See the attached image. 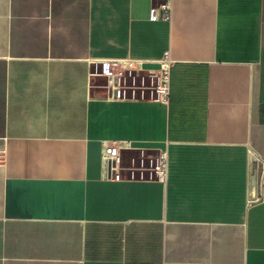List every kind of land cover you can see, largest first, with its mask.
<instances>
[{
    "label": "crops",
    "instance_id": "1",
    "mask_svg": "<svg viewBox=\"0 0 264 264\" xmlns=\"http://www.w3.org/2000/svg\"><path fill=\"white\" fill-rule=\"evenodd\" d=\"M164 1L0 0V264H264V0Z\"/></svg>",
    "mask_w": 264,
    "mask_h": 264
},
{
    "label": "built area",
    "instance_id": "2",
    "mask_svg": "<svg viewBox=\"0 0 264 264\" xmlns=\"http://www.w3.org/2000/svg\"><path fill=\"white\" fill-rule=\"evenodd\" d=\"M173 0H165L158 8L153 9V17H163L171 19ZM101 65L100 74L107 80L108 91L112 95L120 96L124 93L125 84L122 79L127 73H132L137 70L136 62L129 57L126 58H104L97 61ZM169 83V64H162L159 73L158 89L163 92H168ZM131 144L127 141L113 140L104 144L103 160L107 177L120 178L119 167L121 160V151L130 148ZM3 153L0 152V161ZM169 153L168 150H161L155 165V172L158 180L167 182L169 178Z\"/></svg>",
    "mask_w": 264,
    "mask_h": 264
},
{
    "label": "bare ground",
    "instance_id": "3",
    "mask_svg": "<svg viewBox=\"0 0 264 264\" xmlns=\"http://www.w3.org/2000/svg\"><path fill=\"white\" fill-rule=\"evenodd\" d=\"M252 187H251V194L252 195H254V193H255V187H254V185H253V182H252V185H251Z\"/></svg>",
    "mask_w": 264,
    "mask_h": 264
},
{
    "label": "rangeland",
    "instance_id": "4",
    "mask_svg": "<svg viewBox=\"0 0 264 264\" xmlns=\"http://www.w3.org/2000/svg\"><path fill=\"white\" fill-rule=\"evenodd\" d=\"M106 82V81H105ZM131 84H133V83H131Z\"/></svg>",
    "mask_w": 264,
    "mask_h": 264
},
{
    "label": "trees",
    "instance_id": "5",
    "mask_svg": "<svg viewBox=\"0 0 264 264\" xmlns=\"http://www.w3.org/2000/svg\"><path fill=\"white\" fill-rule=\"evenodd\" d=\"M263 115H264V112H263Z\"/></svg>",
    "mask_w": 264,
    "mask_h": 264
}]
</instances>
